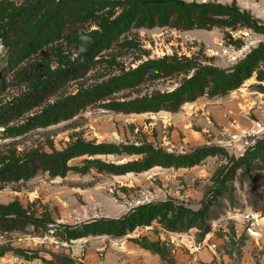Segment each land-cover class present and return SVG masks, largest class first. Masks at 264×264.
Returning a JSON list of instances; mask_svg holds the SVG:
<instances>
[{"label":"rangeland","instance_id":"obj_1","mask_svg":"<svg viewBox=\"0 0 264 264\" xmlns=\"http://www.w3.org/2000/svg\"><path fill=\"white\" fill-rule=\"evenodd\" d=\"M27 1L0 0V21L25 7ZM183 2L236 6L238 15L212 17L221 23L187 30L181 17L184 13L147 8L136 2L107 3L94 12H67L62 16L59 34L41 42L40 49L22 62L10 64L8 49L1 47L0 107H14L25 101L37 91L38 83L49 71L59 74L81 61L87 49L95 47L97 54L86 73L81 71L69 78L47 100L0 127V165L33 152H61L78 141L118 149L114 154L71 160V170L63 177L40 171L30 179L0 185V205L18 203L45 225L0 234V253L8 251L14 261L6 264H24L19 257L12 258L19 250L36 257L26 264H47L53 262L52 257L61 263L105 264V253L111 244L121 250L132 244L129 238L156 244L168 264H264L262 243L258 246L243 231V221L233 218L249 212L264 218V136L256 135L249 146L244 139L253 129L251 121H260L264 126V104L253 94L264 92V0ZM55 6L44 7L41 14H49ZM131 9L133 14L128 13ZM173 58L198 67L162 77L154 76L153 71L140 84L118 87L107 98L81 108L74 116L50 124L30 123L69 97L120 79L149 61ZM248 59H256L257 66L238 90L221 96L209 86L177 113L186 124L190 120L194 132H203L196 141L189 142L187 133L174 126L177 114L125 113L112 107L115 103L174 92L198 68L230 71ZM230 99L237 102L229 116L231 124L240 127L238 117L247 119L248 125L252 123L251 128L246 126L233 135L219 130L209 112L211 106ZM145 148L175 157L201 149L210 150L213 155L188 170L156 166L146 172L122 175L119 168L147 159L145 154H132L135 149ZM167 201L193 211L204 209V225L199 226L198 220V226L187 232L173 233L155 221L124 238L105 240L104 236L92 242L68 241L62 234L65 225L118 219L140 206ZM87 250L93 256L87 255ZM178 252L184 259L175 258Z\"/></svg>","mask_w":264,"mask_h":264},{"label":"trees","instance_id":"obj_2","mask_svg":"<svg viewBox=\"0 0 264 264\" xmlns=\"http://www.w3.org/2000/svg\"><path fill=\"white\" fill-rule=\"evenodd\" d=\"M136 2L144 7H157L168 11L184 13L181 15L186 22V29L193 28L207 29L221 23L212 17L238 15L236 6L222 5H200L187 4L180 0H28L25 7H21L4 20L0 21V42L3 48L8 49L9 62L19 63L27 57L36 53L41 42H46L53 35H58L62 23V16L71 11L74 14L80 12H94L99 5L113 3L124 4ZM56 4L55 8L49 14H41L44 7ZM134 9L136 5L133 6ZM133 14V9L128 11ZM46 21H43V19ZM43 21V22H42ZM176 24V23H175ZM179 24V23H177ZM100 44V43H99ZM95 47H91L83 54V59L77 63L71 64L67 69L58 73L48 72L46 78L38 83L37 91L30 95L25 101L18 103L14 107H0V127L6 126L15 118H18L36 107L50 96L54 95L69 78L79 75L82 71L86 73L90 63L97 54ZM256 59H248L237 68L230 71H224L216 68H198V72L186 81L179 89L171 93H157L149 98H138L124 103H115L113 109L125 113H144L168 111L177 114L182 106L187 102H194L197 99L196 93L203 94L210 86L215 95L225 96L238 90L247 79L252 76ZM198 66L189 61L173 59H164L161 61H149L140 66L137 70L125 74L120 79L107 82L92 90H87L76 96L69 97L65 102L56 106L49 107L40 115L32 118L31 124H50L59 122L63 118L74 116L81 108L107 98L116 88L133 87L144 81L149 73H154L156 77L170 76L174 73H185ZM5 73H3L4 75ZM2 74H0V85L2 84ZM1 89V88H0ZM31 102V104H29ZM117 148L105 145L95 146L89 143L78 141L69 145L61 152L53 154L33 152L23 158H14L8 163L0 165V185L5 183L19 182L34 177L38 172L49 173L53 177L65 176L71 167L69 162L82 156H91L97 154H114ZM132 154H145L147 159L141 163H130L119 168L122 175L128 173L146 172L156 166L188 169L192 168L209 156L213 155L210 150L201 149L193 154L175 157L155 152L151 148L143 150L135 149ZM205 210L193 211L183 206H175L172 201L165 203H155L140 206L127 215L118 219H94L81 225H65L62 232L68 241L96 237H114L124 238L131 235L136 229L151 226L155 221H159L168 232L183 233L195 226L204 225ZM198 220L200 223L197 225ZM43 221L34 219L18 204L0 205V234L13 232H24L29 226L40 227ZM59 236V235H58ZM132 242L140 245L142 248L163 254L155 246L156 244L143 242L142 240L132 238ZM7 251H3L4 254ZM18 257L27 260H34L29 253L23 250L15 251ZM51 263L54 264H75L69 261L61 263L52 257Z\"/></svg>","mask_w":264,"mask_h":264},{"label":"crops","instance_id":"obj_3","mask_svg":"<svg viewBox=\"0 0 264 264\" xmlns=\"http://www.w3.org/2000/svg\"><path fill=\"white\" fill-rule=\"evenodd\" d=\"M220 105H213L209 108V112L212 114V119L213 122L218 126V129L221 130L222 132H225L226 134H238L242 131H244V129L246 128V126L248 128L252 127V123L253 121H251L252 123H250L249 125L246 123L243 117H238L237 115H235V117H238V122L239 125H241L240 127H234L231 122H230V115L232 113L233 110H235L236 108V104L237 102L235 100H229L223 103H219ZM174 119V126H177L180 130L185 131V133H187V140L189 142H193L196 141L198 139H200L202 137L203 132L198 133V132H194L191 128V124H190V120L187 119V125L185 121H181L182 119V115H175ZM243 119L245 121V123L243 122ZM183 120V119H182ZM249 122V121H248ZM205 125V123H203ZM243 124V125H242ZM245 126V127H244ZM206 130V129H205ZM204 130V131H205ZM190 169V168H188ZM188 169H183V170H188ZM99 238H103V237H97V238H89V239H85V242H88L90 240V242H92L93 239H99ZM108 238V236H105V240ZM129 238V241L132 244H128L126 247H124L121 250H118L117 247L114 248L113 244H111V247L109 248V250H107V252L105 253V264H168L167 262H165L161 255H159L158 253H154L152 251H149L147 249L142 248L140 245L132 242ZM93 244V243H92ZM87 255L91 254L90 250H87ZM123 251H125V253H123ZM8 251L5 252L4 254L0 255V264H6L8 261H11L10 263H14L13 260H11V258L8 257ZM25 253H28L25 251ZM93 256V254H91ZM16 257H12V258H17ZM175 258H182L184 259V255H182V253L180 254L179 252L177 253V255L175 256ZM19 259L21 261L24 262V264L29 263L33 260H27L24 259L23 257H19ZM83 262V261H81ZM19 264V263H17ZM47 264H54L51 263L50 261L47 262Z\"/></svg>","mask_w":264,"mask_h":264},{"label":"built area","instance_id":"obj_4","mask_svg":"<svg viewBox=\"0 0 264 264\" xmlns=\"http://www.w3.org/2000/svg\"><path fill=\"white\" fill-rule=\"evenodd\" d=\"M59 2L61 0H53ZM180 1H196V0H180ZM264 25V16H263ZM3 45L0 42V49ZM264 86V83H261ZM255 96L261 99V103L264 104V92H253ZM253 129L248 132L244 139L245 145H253V140L257 136H264V126L260 121H254ZM233 218H240L243 221V231L245 234L252 239L258 246L262 243L264 247V218L255 212H249L245 214H235Z\"/></svg>","mask_w":264,"mask_h":264}]
</instances>
